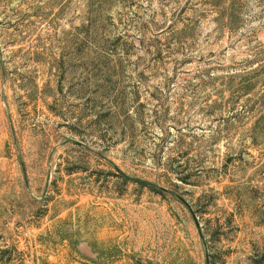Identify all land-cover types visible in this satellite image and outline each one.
<instances>
[{
  "label": "rangeland",
  "instance_id": "374dc122",
  "mask_svg": "<svg viewBox=\"0 0 264 264\" xmlns=\"http://www.w3.org/2000/svg\"><path fill=\"white\" fill-rule=\"evenodd\" d=\"M0 261L264 264V0H0Z\"/></svg>",
  "mask_w": 264,
  "mask_h": 264
},
{
  "label": "water",
  "instance_id": "95a60500",
  "mask_svg": "<svg viewBox=\"0 0 264 264\" xmlns=\"http://www.w3.org/2000/svg\"><path fill=\"white\" fill-rule=\"evenodd\" d=\"M122 176H123L125 179H127V180H130V181H133V182L139 183V184H141V185H145V186H148V187H154V186H152L150 183H147V182L142 181V180H140V179L127 177V176H125V175H122Z\"/></svg>",
  "mask_w": 264,
  "mask_h": 264
},
{
  "label": "trees",
  "instance_id": "16d2710c",
  "mask_svg": "<svg viewBox=\"0 0 264 264\" xmlns=\"http://www.w3.org/2000/svg\"><path fill=\"white\" fill-rule=\"evenodd\" d=\"M123 177V176H122ZM1 262V261H0ZM254 264H256V263H254ZM257 264H259V263H257Z\"/></svg>",
  "mask_w": 264,
  "mask_h": 264
}]
</instances>
